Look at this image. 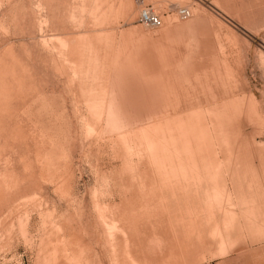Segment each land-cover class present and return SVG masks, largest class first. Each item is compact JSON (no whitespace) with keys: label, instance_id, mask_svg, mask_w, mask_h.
<instances>
[{"label":"rangeland","instance_id":"obj_1","mask_svg":"<svg viewBox=\"0 0 264 264\" xmlns=\"http://www.w3.org/2000/svg\"><path fill=\"white\" fill-rule=\"evenodd\" d=\"M0 264H264V0H0Z\"/></svg>","mask_w":264,"mask_h":264},{"label":"built area","instance_id":"obj_2","mask_svg":"<svg viewBox=\"0 0 264 264\" xmlns=\"http://www.w3.org/2000/svg\"><path fill=\"white\" fill-rule=\"evenodd\" d=\"M181 20H188L191 17V13L186 8H180L177 10ZM139 21L141 24L150 28H160L162 26V19L152 7H144L140 11Z\"/></svg>","mask_w":264,"mask_h":264},{"label":"crops","instance_id":"obj_3","mask_svg":"<svg viewBox=\"0 0 264 264\" xmlns=\"http://www.w3.org/2000/svg\"><path fill=\"white\" fill-rule=\"evenodd\" d=\"M189 10V9H188ZM190 11V10H189ZM183 21H186V20H183ZM163 25V24H162Z\"/></svg>","mask_w":264,"mask_h":264}]
</instances>
